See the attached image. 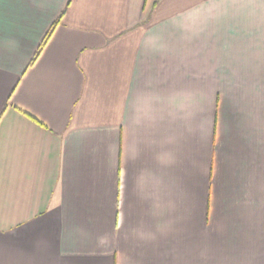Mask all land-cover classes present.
Returning a JSON list of instances; mask_svg holds the SVG:
<instances>
[{"label": "crops", "instance_id": "crops-1", "mask_svg": "<svg viewBox=\"0 0 264 264\" xmlns=\"http://www.w3.org/2000/svg\"><path fill=\"white\" fill-rule=\"evenodd\" d=\"M0 264H264V0H0Z\"/></svg>", "mask_w": 264, "mask_h": 264}]
</instances>
